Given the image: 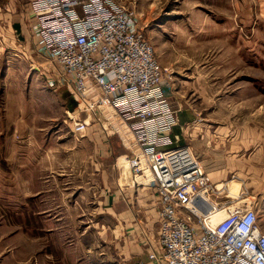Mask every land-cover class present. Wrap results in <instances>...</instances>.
<instances>
[{
  "label": "rangeland",
  "instance_id": "obj_1",
  "mask_svg": "<svg viewBox=\"0 0 264 264\" xmlns=\"http://www.w3.org/2000/svg\"><path fill=\"white\" fill-rule=\"evenodd\" d=\"M115 1L153 46L164 92L190 123L221 121L226 141L242 136L264 152V0ZM57 72L0 19V264H97L89 248L103 196L68 117L83 107ZM235 185L214 192L231 207L252 204L264 231V192Z\"/></svg>",
  "mask_w": 264,
  "mask_h": 264
},
{
  "label": "built area",
  "instance_id": "obj_2",
  "mask_svg": "<svg viewBox=\"0 0 264 264\" xmlns=\"http://www.w3.org/2000/svg\"><path fill=\"white\" fill-rule=\"evenodd\" d=\"M29 12L38 50L79 100V112L121 140L133 154L126 166L158 195L159 252L149 258L264 264V231L254 206L213 203L208 197L215 187L189 148L175 143L181 109L166 96L163 69L134 16L115 0H31ZM78 113L68 117L82 133L90 121ZM219 212L224 218L212 225Z\"/></svg>",
  "mask_w": 264,
  "mask_h": 264
},
{
  "label": "crops",
  "instance_id": "obj_3",
  "mask_svg": "<svg viewBox=\"0 0 264 264\" xmlns=\"http://www.w3.org/2000/svg\"><path fill=\"white\" fill-rule=\"evenodd\" d=\"M30 1L4 0V8L11 11L5 14L4 18L0 15V19L5 21L8 30L22 43L27 52L30 50L34 56L58 71L38 50L37 40L31 31ZM176 106L178 107L174 105V108L177 109ZM177 116L178 123L172 131L174 141L177 145L189 148L212 186L219 190L223 187L221 191L227 194L225 188H237L235 183L238 182L241 190L247 184L257 197L262 195L263 147L244 141L242 136L237 139L238 135L235 139L226 141L222 133L228 130L222 126L221 121L201 120L196 121L200 124H196L193 120L191 124L189 114L183 110L178 111ZM89 121L90 124L82 132L84 142L90 147V155L85 161L93 167L103 196L99 202V216L94 226L98 229V237L91 241L93 248H89L92 253L93 249L96 250L94 253L98 259L95 263L161 264L149 258L150 254L159 252V198L156 191L145 184L142 185L141 178L134 176L125 166L127 158L133 154L123 146L121 140L117 136L106 134L94 119ZM49 193L46 195L50 196ZM210 197L211 201H219L215 192L210 193ZM229 203L235 202L228 200L227 204ZM83 262L85 259L81 261Z\"/></svg>",
  "mask_w": 264,
  "mask_h": 264
},
{
  "label": "bare ground",
  "instance_id": "obj_4",
  "mask_svg": "<svg viewBox=\"0 0 264 264\" xmlns=\"http://www.w3.org/2000/svg\"><path fill=\"white\" fill-rule=\"evenodd\" d=\"M225 216V215H224ZM224 217H222L221 219L216 215V216H214L212 219H211V221H210V223L212 224V225H214V224H216L217 222H219L220 220H222Z\"/></svg>",
  "mask_w": 264,
  "mask_h": 264
}]
</instances>
